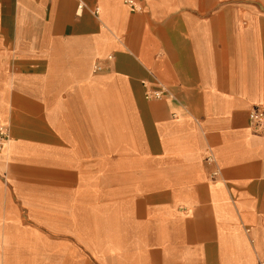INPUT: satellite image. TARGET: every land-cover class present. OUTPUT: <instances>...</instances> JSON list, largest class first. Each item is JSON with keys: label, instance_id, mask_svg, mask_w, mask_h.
Wrapping results in <instances>:
<instances>
[{"label": "crops", "instance_id": "1", "mask_svg": "<svg viewBox=\"0 0 264 264\" xmlns=\"http://www.w3.org/2000/svg\"><path fill=\"white\" fill-rule=\"evenodd\" d=\"M134 2L0 0V264L264 263V0Z\"/></svg>", "mask_w": 264, "mask_h": 264}, {"label": "built area", "instance_id": "2", "mask_svg": "<svg viewBox=\"0 0 264 264\" xmlns=\"http://www.w3.org/2000/svg\"><path fill=\"white\" fill-rule=\"evenodd\" d=\"M132 10H138L134 0H125ZM100 69V67H97ZM167 94V89L162 85L158 89H146L145 97L147 99H160ZM249 125L253 132L264 134V108H253L249 113ZM11 135L8 127L0 121V155L5 151L10 142ZM264 264V263H262Z\"/></svg>", "mask_w": 264, "mask_h": 264}]
</instances>
